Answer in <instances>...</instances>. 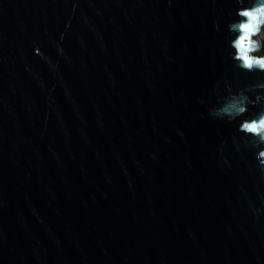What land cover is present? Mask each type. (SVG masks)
<instances>
[{
    "label": "water",
    "instance_id": "1",
    "mask_svg": "<svg viewBox=\"0 0 264 264\" xmlns=\"http://www.w3.org/2000/svg\"><path fill=\"white\" fill-rule=\"evenodd\" d=\"M246 7L0 0V264H264Z\"/></svg>",
    "mask_w": 264,
    "mask_h": 264
},
{
    "label": "clouds",
    "instance_id": "2",
    "mask_svg": "<svg viewBox=\"0 0 264 264\" xmlns=\"http://www.w3.org/2000/svg\"><path fill=\"white\" fill-rule=\"evenodd\" d=\"M240 16L239 21L230 25V30L236 33L234 44L241 54L244 67L248 70L258 68L264 71V55H255L264 46L262 44L264 41V0H247V7L240 13ZM241 103L242 106L237 115L248 110V98L244 97ZM208 115L212 119L225 122L235 118L232 113L223 111L219 106L210 108ZM243 130L258 139L259 144L256 147L259 148L264 144V115H260L259 119L243 123ZM260 153L264 155V148H260ZM259 164L264 168V163H261L260 160Z\"/></svg>",
    "mask_w": 264,
    "mask_h": 264
},
{
    "label": "trees",
    "instance_id": "3",
    "mask_svg": "<svg viewBox=\"0 0 264 264\" xmlns=\"http://www.w3.org/2000/svg\"><path fill=\"white\" fill-rule=\"evenodd\" d=\"M262 44H264V41H262ZM256 55H264V46H262L261 50L257 52Z\"/></svg>",
    "mask_w": 264,
    "mask_h": 264
},
{
    "label": "rangeland",
    "instance_id": "4",
    "mask_svg": "<svg viewBox=\"0 0 264 264\" xmlns=\"http://www.w3.org/2000/svg\"><path fill=\"white\" fill-rule=\"evenodd\" d=\"M256 54V53H255Z\"/></svg>",
    "mask_w": 264,
    "mask_h": 264
}]
</instances>
